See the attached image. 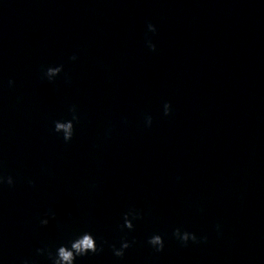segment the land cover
Masks as SVG:
<instances>
[{"label": "clouds", "instance_id": "1", "mask_svg": "<svg viewBox=\"0 0 264 264\" xmlns=\"http://www.w3.org/2000/svg\"><path fill=\"white\" fill-rule=\"evenodd\" d=\"M147 30L150 33L155 34L157 29L156 26L152 23H148ZM147 47L151 51L156 50V45L152 42L150 38H146ZM71 60H76L77 57L73 55ZM64 66H49L46 70H44V77L49 81L53 82L54 79L63 72ZM67 78V77H66ZM9 86L14 84V81L9 80ZM172 110V106L169 102H165L163 105V115H170ZM69 112L71 113V119L67 120H55L53 121V131L57 134H62L63 140L67 143L70 142L75 133L74 122H78L80 116L78 114L77 108L75 105H72L69 108ZM152 124V117L148 115L145 119V125L150 127ZM3 166V161L0 160V168ZM28 183L30 185L34 184V181L29 180ZM7 184L8 186L14 185V180L12 176L5 177L2 173H0V186ZM50 219H55V213L51 210L45 214V216L40 219V224L42 226H47L50 222ZM142 219V212L140 209H137L135 206H132L126 211L123 215V225H121V229H134L133 221ZM217 230H219V225H217ZM173 237H175L182 245L187 246L189 241L193 243H201L207 242V236L198 237L195 233L189 231H182L180 228H176L172 232ZM104 243H107L106 241ZM132 243L135 241L129 242L127 239H122L120 242V247H116L115 244L109 245L112 250V253L117 258H123L125 255V251L132 246ZM147 243L156 251L161 252L164 249V238L160 234H153L149 237ZM37 254L41 256H46L50 264H75L77 257H83L88 255L89 253L97 254L98 252L103 251V245L98 246L96 239L90 232H83L75 239L69 241L68 244H61L56 247L53 252L50 246H44L38 248ZM23 264H29V261H23Z\"/></svg>", "mask_w": 264, "mask_h": 264}]
</instances>
